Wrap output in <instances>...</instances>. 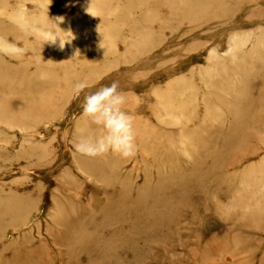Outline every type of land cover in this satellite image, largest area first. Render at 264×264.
<instances>
[{"label":"rangeland","instance_id":"374dc122","mask_svg":"<svg viewBox=\"0 0 264 264\" xmlns=\"http://www.w3.org/2000/svg\"><path fill=\"white\" fill-rule=\"evenodd\" d=\"M48 16L74 34L63 50L41 43ZM114 81L136 155H79L84 97ZM33 251L264 264V0H0V264Z\"/></svg>","mask_w":264,"mask_h":264},{"label":"clouds","instance_id":"9594fccd","mask_svg":"<svg viewBox=\"0 0 264 264\" xmlns=\"http://www.w3.org/2000/svg\"><path fill=\"white\" fill-rule=\"evenodd\" d=\"M85 11L90 14L89 7ZM47 19L49 25L47 38L41 43L43 46L45 43L57 45L63 50L66 44L73 41L71 36H67L71 30L64 31L58 26L64 17L50 19L48 16ZM39 31L41 29H35V32ZM61 32L65 35L62 36ZM71 33L73 34L72 31ZM90 87L92 85L82 80L74 85V92L78 96ZM126 102L127 94L119 90V83L115 81L109 86H101L96 91L86 94L80 119L86 121L88 127H77L72 142L74 151L87 157H104L109 153L125 159L134 157L137 151L135 118L125 110ZM93 125L95 130L91 127ZM178 148L185 159L191 160L186 140H182Z\"/></svg>","mask_w":264,"mask_h":264},{"label":"bare ground","instance_id":"6f19581e","mask_svg":"<svg viewBox=\"0 0 264 264\" xmlns=\"http://www.w3.org/2000/svg\"><path fill=\"white\" fill-rule=\"evenodd\" d=\"M165 99H167V98H165ZM166 103H167V101H166ZM184 106H185V104H184ZM165 108V109H164ZM164 110H166V107L164 106V107H162V105H157V106H155L153 109H152V113H153V115L154 116H156L157 118H159L160 117V113H161V111H164ZM247 113H249V108L247 107V109H245V114L243 115L244 117H243V121H246L245 119L247 118L246 116H248L247 115ZM217 118L218 116L217 115H215V116H213V118ZM183 118H184V115H183ZM179 120V119H178ZM181 121V120H180ZM232 130H233V128H231ZM232 133V132H231ZM230 133V134H231ZM155 150H157V147L155 146ZM143 155H144V153H142ZM171 160V159H170ZM143 191V190H142ZM157 191V190H156ZM144 193H145V191H143ZM157 193H158V195H159V192L157 191V192H155L154 193V195H155V197L157 198ZM155 200H157V199H155V198H151V202L152 203H150L149 205H151L152 204V206L153 207H155V204H156V202H155ZM148 202V201H147ZM165 202H166V204H167V206H169L170 205V203L172 202V201H169V198L168 199H166L165 200ZM139 204H141V203H139ZM152 207V208H153ZM79 233H81L82 234V232H79ZM111 246H112V242H109V243H107L104 247H103V249L102 250H100L99 248H97V247H95L96 249H94V251L93 252H96L97 254H100L101 255V252H103V251H108L109 250V248H111ZM46 256H44V253H42V252H34L33 251V253L31 254V256L29 257V261H31V262H29L30 264H48L47 262H46V258H45ZM94 258H95V256H94ZM11 259V258H10ZM6 261H7V259H6ZM10 261V260H9ZM9 261H7L8 263H9ZM68 264H71V262H69ZM75 264V263H74ZM90 264H101L100 263V261H98V259H94V261H91L90 262Z\"/></svg>","mask_w":264,"mask_h":264}]
</instances>
